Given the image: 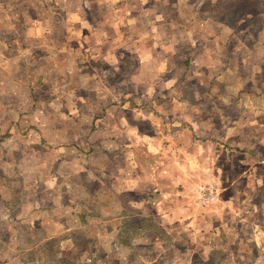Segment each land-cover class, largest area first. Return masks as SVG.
<instances>
[{
	"label": "crops",
	"instance_id": "obj_1",
	"mask_svg": "<svg viewBox=\"0 0 264 264\" xmlns=\"http://www.w3.org/2000/svg\"><path fill=\"white\" fill-rule=\"evenodd\" d=\"M21 2L24 0H0V47L3 49L0 56V88L13 84L15 71H10L9 67L15 63L18 65L13 60V48L20 47L15 40L17 22L14 16L21 12H34L30 6H20ZM92 2L94 6L96 3L103 4L107 9L99 13L98 24H94L90 31L85 26L81 30L86 34L93 32L85 40L89 43L86 45H90L88 48L95 50L91 60L103 61L109 68L111 65L120 68L122 63L127 70L135 64L137 73L130 77L135 87L126 89L127 92L118 89L117 92L115 89L111 91V94L132 96L125 98L122 110H131L135 120L130 123L122 117L120 120L123 121H114L110 127L122 133V136L113 139H121L126 147L133 148L131 151L125 149V166L118 175L115 173V176H111V185L107 187L109 204L116 207L122 203L124 213L117 219L113 218L115 223L120 220L122 226L117 227L114 223L111 229H106L96 222L95 236L87 234L92 225H89L90 228L87 226L86 240L96 242L97 238H111L112 241L102 250L85 249L79 257L82 259V255H87L86 261L91 260L88 264H167L163 258L169 248L152 247L146 245L144 240L154 238L160 240L159 244L164 243L162 240L173 232L168 227L178 222L182 226H189L208 221L207 218H196L194 214V190L201 183L209 182L213 173L227 167H220V161L230 158L229 154L234 152L230 148L237 147L236 159H264V154L255 150L257 146L264 147V0H150V6L147 0ZM210 5L215 8L213 11L219 14V18L206 10ZM79 8L76 10L77 16L85 18V9ZM68 10L66 6L56 8L55 12L41 8L37 13L48 21L50 15L68 14ZM234 14L242 17H234ZM228 16L233 19L228 20ZM257 18L263 20L260 27L253 23ZM243 25L247 27L244 29ZM33 26V21H30L27 30L38 27ZM4 29L11 37L3 35ZM109 37L116 42L107 44L105 54H101L98 47L103 43L100 40ZM81 59L72 62L77 66V75H84ZM93 72L98 74L100 70ZM202 78L206 86L202 82L199 85L192 83ZM55 85L59 87L55 90H63L62 84ZM50 95L55 97L48 98L47 103L60 110L63 107L65 112L64 105L69 101L54 92H50ZM189 96H198L195 102L203 100L207 104L192 103L194 99ZM79 105L83 107L84 100ZM164 111L165 118L162 117ZM199 112H202L201 116ZM249 142L252 147L239 149V145ZM230 150L232 153H229ZM111 163L109 161L108 166ZM261 163L264 164V161ZM251 167L241 172L245 186L240 185V180L236 181L239 200L236 202V216L239 215L238 209L247 211V195L260 187ZM95 168L91 166V182L97 181L93 174ZM261 172L262 168H258L257 173ZM54 189H48L47 208L41 206L38 209L47 210L45 214L56 222L54 216L76 205L70 200L65 201V195L61 199ZM122 198L126 200L124 203ZM34 204L42 205L39 201ZM131 207L139 209L140 213L127 212V208ZM149 209L154 213L149 214ZM178 209L182 211L180 216ZM73 214L71 212L68 218ZM93 218L89 221L84 215L73 216V221L80 223L79 227L63 225L61 230L59 228L45 234L47 240L58 239L60 245L65 243L64 247L56 246L57 250L60 249L54 254L57 260L55 264H71L66 257L74 252L77 245L72 237L75 238L77 229L86 228L84 221L93 223ZM62 220L60 218L59 221ZM34 222L39 220L35 218ZM145 223H158L163 229L156 232ZM124 236L126 239L122 238ZM123 239L129 241L127 246L123 245ZM36 251L23 246L0 247V264H47L41 256H36ZM147 253L151 256H147ZM30 255L31 259L28 257ZM171 264L181 263L174 261ZM183 264L191 263L188 259Z\"/></svg>",
	"mask_w": 264,
	"mask_h": 264
},
{
	"label": "rangeland",
	"instance_id": "obj_2",
	"mask_svg": "<svg viewBox=\"0 0 264 264\" xmlns=\"http://www.w3.org/2000/svg\"><path fill=\"white\" fill-rule=\"evenodd\" d=\"M21 5L32 7L34 12H21L14 16L17 22L15 40L20 43V47L13 48V60H16L18 65L15 63L9 67L10 71H15L13 84L9 83L0 88V247L23 246L34 249L37 250V257L41 256L47 264H55L57 260L54 254L60 249L57 250L56 246L64 247L65 243L60 245L58 239L47 240L45 234L59 228L61 230L63 225L70 228L79 227L80 223L74 222L73 216L84 215L89 221L94 216L93 223L84 221L83 226L86 228L77 229L75 238L72 237L77 245L74 252L68 254L70 260L67 256L66 261L77 264L78 257L85 249L102 250L112 241L111 238H97L96 242L93 239L86 240L85 233L86 229L90 228L89 225L92 226L87 234L95 236L96 222L106 229H111L115 223L113 218L117 219L124 213L122 203L116 207L109 204L107 187L111 185V176L115 173L118 175L125 166V149L131 151L133 148L126 147L121 139H113L122 136V133L110 127L122 117L125 121L134 123L135 116L131 110H122L125 98L132 96L111 94V91L133 89L135 85L130 82V77L137 72L135 64L130 70L124 69L122 63L120 68L111 65L110 69L103 61L91 60L95 50L88 48L90 45H86L89 43L85 40L93 32L86 34L81 30L85 26L84 28L90 31L94 24H98L96 21L99 13L107 9L103 4L96 3L94 6L92 0H24ZM147 5H151L150 0H147ZM65 6L69 9L68 14L50 15L48 21L42 14L37 13L41 8L55 12L56 8ZM79 6L85 9V18L77 16L76 10ZM214 9L210 5L206 10L212 11L211 15L219 18ZM26 11L28 12V7ZM235 15L237 14H234V17ZM231 17L228 16V20H232ZM237 17L241 18L242 15ZM30 21L38 27L27 30ZM262 22L261 18H257L253 23L260 27ZM242 27L245 29L247 25ZM5 34L4 29L3 35ZM6 36L9 38L11 34ZM109 39L100 40V43H103L98 47L101 54H105L107 44L116 42L114 38ZM2 51L0 47V56ZM80 57L84 75H77V66L72 63ZM94 70H100L99 77ZM200 82L206 86L203 78L195 79L192 83L199 85ZM55 83L62 84L63 90H55L59 88ZM50 92L57 93L58 97L69 101L64 105L65 112L63 107L60 110L51 107L50 102L47 103L48 98L55 97L50 95ZM189 97L194 99L192 103L207 104L203 100L195 102L198 96ZM82 100L83 107L79 105ZM137 102L139 103V100ZM228 113L232 115L231 112ZM165 114L166 111L162 113L163 118ZM201 114L202 112H199L198 115ZM239 146V149L247 150L252 144L242 143ZM230 149H234L233 153L229 151L232 153L229 154L230 158L220 161V167H227L222 168L221 172L213 173L209 182L201 183L197 187H204L215 180L219 186L218 200L205 209L200 208L195 193L197 188L194 190V214L196 218H207L208 221L189 226H182L178 222L168 227V230L173 232L167 239L162 240L164 243L159 244L160 240L154 238H144L146 245L160 249L163 246L169 248L165 251L167 254L163 258L164 263L171 264L175 261L183 264L189 259L191 264H264V164L261 163L264 159H236L237 147ZM255 150L264 154V147L257 146ZM109 161L112 165L108 166ZM256 164L258 165L255 166ZM91 166L96 167L93 171L97 180L95 182H91ZM249 166H253L250 170L254 168L252 172L255 178H258L260 187L247 195V211L238 209L239 215L236 216V202H239L236 181L240 180V185L245 186L241 172L244 168L249 169ZM87 167L89 170H85ZM55 168L56 175L53 174ZM258 168H262L259 174ZM53 188L61 195V199L65 195V201L70 200L76 205L66 209L65 213L60 212L61 215L54 216L56 222L45 214L47 210L38 209L41 206L47 208L50 195L48 189ZM37 201L42 205L36 206L34 203ZM125 201L122 198V202ZM71 212L74 214L72 219H69ZM127 212L140 213L139 209L132 207L127 208ZM148 212L153 214L154 210L149 209ZM177 212L179 216L182 214L179 209ZM34 217L39 222L35 223ZM60 218L63 219L61 222ZM115 225L122 226L120 220H117ZM145 226L156 232L163 229L158 223H145ZM129 234L131 235V232ZM133 235L136 234L133 232ZM122 243L127 246L129 241L123 239ZM27 255L28 253L26 257ZM28 257L31 259V255ZM87 257L82 255L78 263H91L90 259L86 261Z\"/></svg>",
	"mask_w": 264,
	"mask_h": 264
},
{
	"label": "built area",
	"instance_id": "obj_3",
	"mask_svg": "<svg viewBox=\"0 0 264 264\" xmlns=\"http://www.w3.org/2000/svg\"><path fill=\"white\" fill-rule=\"evenodd\" d=\"M195 193L198 196V205L200 208L205 209L206 207L213 204L219 198V186L215 180H212L209 184L204 187L197 188Z\"/></svg>",
	"mask_w": 264,
	"mask_h": 264
}]
</instances>
